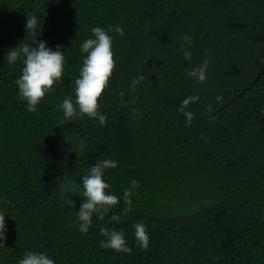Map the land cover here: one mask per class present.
I'll return each instance as SVG.
<instances>
[{"label": "trees", "instance_id": "1", "mask_svg": "<svg viewBox=\"0 0 264 264\" xmlns=\"http://www.w3.org/2000/svg\"><path fill=\"white\" fill-rule=\"evenodd\" d=\"M27 13L39 18L35 33ZM117 24L104 124L66 121L57 105L75 95L80 42ZM36 39L61 45L66 64L29 112L14 83L22 64L6 53ZM204 60L201 82L189 69ZM104 158L118 161L104 178L120 200L81 233L77 189ZM0 211V264L30 250L56 264H264V0H0ZM141 220L143 248L133 235ZM101 228L123 230L132 251L102 248Z\"/></svg>", "mask_w": 264, "mask_h": 264}, {"label": "clouds", "instance_id": "2", "mask_svg": "<svg viewBox=\"0 0 264 264\" xmlns=\"http://www.w3.org/2000/svg\"><path fill=\"white\" fill-rule=\"evenodd\" d=\"M39 24V18L35 13H27L25 21L26 32L35 33ZM114 31L119 35L124 34V29L119 24L110 25L108 28L93 26L90 29L91 36L80 42V52L82 53V63L79 67L78 75L74 81V97L66 96L57 108L61 111L66 121H74L80 115L88 118H97L101 125L104 124L106 116L98 111L99 98L109 83L115 66L113 52V36L110 32ZM182 38L191 42V36L184 33ZM182 55L188 56L189 49H182ZM8 65H15L18 61L22 64L20 75L15 79L17 86V97L24 101L27 111L37 110V106L46 94L54 91V84L62 81L64 67L66 64L65 51L61 50V45L57 44L55 49L47 45L46 41L37 39L34 45L21 42L16 47L9 48L6 53ZM208 61L204 60L199 65H194L189 69L198 81L207 79L206 69ZM143 75L133 79L132 85L138 84L143 80ZM123 94V93H122ZM83 148V145H81ZM118 161L111 158L97 160L92 164L87 172L81 177L82 191H78L83 197L79 210L77 211V228L81 233H87L95 214L98 219H103L113 206L117 205L120 197L111 191L104 178L108 169H115ZM138 186V181L133 179L130 187L123 191V199L129 206L132 204L131 193ZM66 189H74V182L64 185ZM5 213L0 211V244L6 239L7 226L5 223ZM113 220L119 217L113 215ZM104 239L100 241V246L112 249L116 252L128 253L132 249L125 239L123 230L114 228H101ZM133 235L139 247L148 246V230L145 223L137 221L133 226ZM17 264H56V261L44 251H27Z\"/></svg>", "mask_w": 264, "mask_h": 264}]
</instances>
